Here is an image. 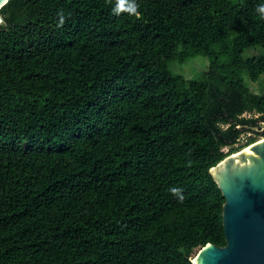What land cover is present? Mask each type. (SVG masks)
<instances>
[{
  "label": "trees",
  "instance_id": "obj_1",
  "mask_svg": "<svg viewBox=\"0 0 264 264\" xmlns=\"http://www.w3.org/2000/svg\"><path fill=\"white\" fill-rule=\"evenodd\" d=\"M115 3L0 10V264H193L226 245L210 170L262 135L235 147L264 120L244 79L264 53L243 56L264 48V0ZM200 55L202 79L171 71Z\"/></svg>",
  "mask_w": 264,
  "mask_h": 264
},
{
  "label": "water",
  "instance_id": "obj_2",
  "mask_svg": "<svg viewBox=\"0 0 264 264\" xmlns=\"http://www.w3.org/2000/svg\"><path fill=\"white\" fill-rule=\"evenodd\" d=\"M8 2L0 0V10ZM247 128L263 131L264 120ZM210 173L225 198L226 245L208 243L193 264H264V138L231 154Z\"/></svg>",
  "mask_w": 264,
  "mask_h": 264
},
{
  "label": "rangeland",
  "instance_id": "obj_3",
  "mask_svg": "<svg viewBox=\"0 0 264 264\" xmlns=\"http://www.w3.org/2000/svg\"><path fill=\"white\" fill-rule=\"evenodd\" d=\"M236 2H239L240 0H233ZM261 53H264V48L259 47V46H251L247 48L243 54L245 58L248 57H253L256 55H259ZM210 65V59L205 56H197L195 58L189 59L185 62H180V61H173L170 64V69L174 74H179L182 75L186 80H199L203 78L204 73L208 70ZM244 79L246 84L249 86V88L259 94L263 95L264 94V75L259 79L257 82H252L244 75ZM245 118H258L259 114L255 112L251 113H245L243 115ZM263 122L260 121L259 124ZM262 133V135L257 136L256 140H262L264 138V130L263 131H256V130H251L247 128L243 133L240 135V139L238 143L235 145L241 146L245 144L250 138L255 137V133ZM225 151L229 150V147L224 148Z\"/></svg>",
  "mask_w": 264,
  "mask_h": 264
},
{
  "label": "clouds",
  "instance_id": "obj_4",
  "mask_svg": "<svg viewBox=\"0 0 264 264\" xmlns=\"http://www.w3.org/2000/svg\"><path fill=\"white\" fill-rule=\"evenodd\" d=\"M139 4L137 0H116L115 6L113 8L114 14L119 15L120 13L127 12L130 15L138 16L139 15ZM256 12L259 13L261 18H264V4H260L256 8ZM60 15V26L63 25L64 17L63 13H59ZM173 192H176V189H172Z\"/></svg>",
  "mask_w": 264,
  "mask_h": 264
}]
</instances>
